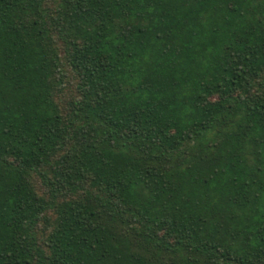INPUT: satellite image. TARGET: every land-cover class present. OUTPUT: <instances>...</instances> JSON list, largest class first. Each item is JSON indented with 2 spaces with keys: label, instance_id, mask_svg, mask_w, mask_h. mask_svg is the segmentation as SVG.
Returning a JSON list of instances; mask_svg holds the SVG:
<instances>
[{
  "label": "trees",
  "instance_id": "trees-1",
  "mask_svg": "<svg viewBox=\"0 0 264 264\" xmlns=\"http://www.w3.org/2000/svg\"><path fill=\"white\" fill-rule=\"evenodd\" d=\"M0 264H264V0H0Z\"/></svg>",
  "mask_w": 264,
  "mask_h": 264
}]
</instances>
